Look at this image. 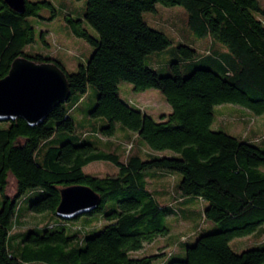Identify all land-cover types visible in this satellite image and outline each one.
<instances>
[{"label":"trees","instance_id":"obj_1","mask_svg":"<svg viewBox=\"0 0 264 264\" xmlns=\"http://www.w3.org/2000/svg\"><path fill=\"white\" fill-rule=\"evenodd\" d=\"M84 1L82 16L67 14L64 22L93 52L69 73L47 50L25 49L35 44L30 18L54 19L58 12L52 3L25 0L18 14L0 0V79L14 59L26 57L36 63L54 61L70 88L69 99L39 125L30 127L20 118L0 120V264H154L174 252L132 254L169 236L168 216L186 222L198 215L171 203L193 199L206 202L203 224L216 227L195 225L191 237L174 241L179 257L157 264H264V150L210 129L217 105L264 114L262 0ZM157 5L182 7L185 27L197 37L211 38V49L201 58L188 45L173 48L179 59L168 63L164 75L146 64L149 56L172 44L143 19ZM44 9L51 12L47 18L40 15ZM217 43L226 50H218ZM121 81L137 92L158 90L170 112L156 119L124 101ZM89 86L94 105L83 114ZM74 114L84 117L78 123ZM85 124L88 130L78 133ZM102 161L115 171L84 173L86 165ZM175 173L180 180L162 205L156 196L169 192L157 189L158 182ZM10 178L13 195L8 194ZM152 179L158 186L149 189ZM73 186L89 187L100 199L83 214L81 225L71 221L82 215L63 220L55 214L60 190ZM243 237L257 246L234 252L229 242Z\"/></svg>","mask_w":264,"mask_h":264},{"label":"rangeland","instance_id":"obj_2","mask_svg":"<svg viewBox=\"0 0 264 264\" xmlns=\"http://www.w3.org/2000/svg\"><path fill=\"white\" fill-rule=\"evenodd\" d=\"M29 2H38L43 0H27ZM55 7L58 15L52 20H41L39 18H30L32 25L35 27L36 36L35 44L27 46L25 49L29 50L30 47L33 49H44L47 50L45 53H49L53 58L59 60L64 64L66 70L69 73H74L78 70V66L84 64L86 60L90 57L93 52V48L86 44L83 39L73 36L67 24L64 22V16L69 14L72 17H81L85 9V1L80 0H45ZM264 6V0H262ZM184 9L180 6L164 7L162 5L156 6V12H148L143 14V19L149 27L158 30L166 34L170 40L171 45L160 54H153L146 59V64L152 69L156 70L158 73L164 75L168 63L178 60L179 58L172 54L173 48L178 45H188L194 48L198 57L205 56L211 49V38L208 37H197L195 36L187 27H185V14ZM40 15L42 17H49L51 12L47 9L41 10ZM91 35H95V32L90 28L86 27ZM41 32H45L43 36V41L41 40ZM218 50H226V48L220 44H216ZM32 49V50H33ZM118 89L120 97L132 104L137 108H141L152 114L156 119L166 113L170 112V106L162 96V94L156 89H147L144 91H134L131 84L121 81L118 84ZM93 89L91 86L87 88L86 95L82 98L81 106L83 108L82 112L85 113L94 105L95 97L92 95ZM74 114L73 118L79 123L84 115ZM213 121L211 123L210 129L213 131H221L226 134L232 135L234 137L241 138L246 141L252 142L254 145L260 147L264 150V114L261 116L253 115L249 110L241 107L239 105L225 103L217 105L213 109ZM82 126V125H80ZM78 126V133H83L88 130L89 126L85 124V128ZM114 140V139H113ZM117 140V138L115 139ZM124 148H127L124 145ZM163 154L169 155V152H164ZM116 167L107 162H92L83 168L85 174L93 176H104L106 173H111L115 171ZM157 179H155L156 181ZM180 180L179 174H174L173 176H164L158 182V186L155 181L149 180L148 187H156L163 192H169L167 195L156 196L159 203L166 205L169 202L170 196L173 192V185L175 182ZM14 183L12 178L9 179V189L8 194L13 195ZM173 208L192 209L197 211L198 215H193L194 217L186 222H178L177 216H168L165 220V225L169 227L170 233L167 238H159L155 240L151 245L145 246L143 250L133 253L132 256L139 257L145 254H160L164 250L165 252H174L173 256H162L159 257L154 264L159 261H168L169 259H174L179 257L177 253V248H174V241L178 240L181 235L184 237H191L192 231L195 225L199 224L204 230H213L216 225L212 222H207L203 224L202 212L205 201H200L198 199H193L187 203L174 204L171 202ZM201 214V215H200ZM98 215L95 214L89 219H95ZM86 217L82 215L77 220L71 221L73 224L81 225L84 223ZM199 235L200 232H197ZM255 240L252 238L243 237L238 239H233L229 242L231 249L240 253L246 249L254 248L257 244L254 243ZM169 247H168V246ZM167 246V247H166ZM145 253V254H144ZM30 264H44L40 262H33Z\"/></svg>","mask_w":264,"mask_h":264},{"label":"water","instance_id":"obj_3","mask_svg":"<svg viewBox=\"0 0 264 264\" xmlns=\"http://www.w3.org/2000/svg\"><path fill=\"white\" fill-rule=\"evenodd\" d=\"M3 1L14 12L23 13L25 0ZM69 97L67 76L54 61L36 63L18 57L0 79V120L20 118L28 126H36ZM99 203V196L89 187H67L60 190L55 214L60 219L71 220L94 210Z\"/></svg>","mask_w":264,"mask_h":264}]
</instances>
